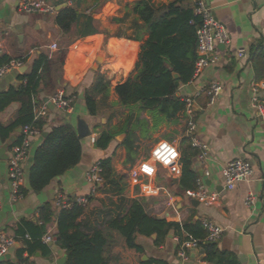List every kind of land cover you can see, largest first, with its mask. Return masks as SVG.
<instances>
[{
  "label": "crops",
  "instance_id": "obj_1",
  "mask_svg": "<svg viewBox=\"0 0 264 264\" xmlns=\"http://www.w3.org/2000/svg\"><path fill=\"white\" fill-rule=\"evenodd\" d=\"M21 1L0 0L3 55L9 59H24L20 69L8 73L0 80V93L6 92L10 87H17L20 84L19 76L28 72L32 62L42 53L48 54L52 61V81L47 86L42 85L37 92L36 104H45L48 108L44 118L45 125L43 132L29 137L22 185L28 193L15 201L12 199L8 177V159L16 134L10 137L13 138L12 141L9 139L6 143L0 142V156L4 158L0 160V235L15 240L8 252L9 258L0 259V264L16 260L15 253L22 246V238L16 237L15 231L22 221L39 225V211L46 205H51L56 216L59 214L60 209L55 205L58 195L70 200L78 197L89 199L80 221L90 228L99 226L109 216L124 214L128 208L127 200H138L148 215L168 222L181 224L209 220L223 230L216 243L219 251L232 253L239 264H264V126L251 105L254 87L264 94V82L256 81L249 60L253 48L264 46V0H203L214 18L225 27L229 43L218 50L216 64L205 68L196 79L181 85L176 93L180 99L192 97L195 100L194 137L206 146V155L202 160L198 156L193 159L192 170L201 179L207 191L217 194V200L211 206L200 204L187 192L180 190V165L172 173L159 167L155 177L144 178L142 184L137 186L130 184L126 177L125 181H122V198L126 200L124 203L119 202L118 196L109 193L108 195L97 192L92 195L91 186L85 180V173L90 167L104 159L111 158L116 175L122 168L121 164L130 169L144 160L135 158L132 165L125 163L126 154L121 145L125 135L121 131L127 111L118 104L114 91L117 84L131 76L140 46L147 38L145 33H140V41L126 38L135 35L132 25L136 15L132 13V4L139 0H101L97 8L92 0H83L81 9L92 14L100 33L69 45L63 65L59 64L58 56L60 49L66 44L65 35L55 24V14L58 6H70V0H44L56 9L54 15L25 13L20 9ZM151 1L159 6L175 0ZM52 44L57 45L56 50L50 49ZM239 50L245 51V57H238ZM98 78L106 81L108 87L105 94L95 97L98 105L97 115L89 116L84 97L86 92L92 90ZM213 83H218L221 91L210 104L205 90ZM59 90L76 97L73 113L59 111L48 101ZM19 109V102L11 103L0 112V124L6 126L14 121ZM141 118L150 122V117L144 112L141 113ZM79 119L87 124L90 136L80 140L81 157L78 164L52 180L42 191H30L28 172L35 150L57 125L69 123L76 132ZM104 129L119 134L106 149L100 150L91 143L90 137L94 136L96 139ZM135 133L138 145L152 143L163 133H166L164 136L175 137L170 141L178 142L179 151L183 138L190 142L186 135L184 111L176 122H163L158 129L149 131L145 138H141L139 131ZM159 141L166 140L158 139L153 144ZM235 159L249 162L253 173L247 181L238 183L235 189L228 191L223 187L221 168ZM206 171L208 176L205 175ZM249 194L255 198L252 206L245 205ZM55 226L54 219V222L47 226L45 234H54ZM154 240L155 236L137 237V243L144 250L141 261L154 259L165 264H209L204 259L202 249L189 252L186 261L181 259L178 256L180 240L173 232H170L161 244L156 245ZM47 245L51 254L42 257L37 253L33 260L35 264H57L61 258L66 257L55 242Z\"/></svg>",
  "mask_w": 264,
  "mask_h": 264
},
{
  "label": "trees",
  "instance_id": "obj_2",
  "mask_svg": "<svg viewBox=\"0 0 264 264\" xmlns=\"http://www.w3.org/2000/svg\"><path fill=\"white\" fill-rule=\"evenodd\" d=\"M82 1L70 0V6H63L55 14V24L65 35L66 42L59 52L60 65H63L69 45L100 33L92 14L81 9ZM193 7L194 0H175L159 6L151 0H139L132 4V13L136 15L132 25L135 35L126 38L140 41V33H145L147 38L140 46L131 76L114 88L118 104L127 111L121 131L125 135L121 145L125 150L126 164L132 165L137 156L139 145L136 131H139L141 138H145L149 131L158 129L163 122H176L184 111L183 100L176 93L181 85L192 80L197 60L196 28L200 18L194 14ZM9 60L7 56H0V66ZM18 60L24 62L23 58ZM249 60L256 81L264 82V46L253 48ZM51 66L48 54H40L30 65L29 71L19 76L20 84L17 87L0 93V112L11 103H20L15 120L6 126L0 124L1 143L8 142L16 134L11 147L20 146L25 127L43 132L45 120L35 119L33 110L39 88L51 84ZM107 87L108 83L98 78L92 90L86 92L84 105L89 116L97 115L95 97L105 94ZM143 112L150 117V122L141 118ZM117 134L104 129L94 146L100 150L106 149ZM198 154L199 151L191 146L188 139L181 140L178 185L183 192L197 189L198 175L192 170V161ZM80 157L81 144L73 126L65 123L53 127L33 154L28 172L29 190L35 193L42 191L52 180L76 166ZM99 164L102 185L108 193L118 196L120 203H124L123 180L114 172L111 158ZM27 193V189H20L21 196ZM127 203L124 214L109 216L99 226L91 228L80 221L86 206L73 204L68 209L60 210L56 216L51 205H46L39 211V225L22 221L17 228L15 234L22 238V246L15 253L16 260L6 261L5 264H35L33 260L37 253L42 257L49 256L50 248L42 242V237L54 219L55 243L66 255L65 264H165L154 259L141 261L144 250L137 243V237L155 236L154 243L158 245L170 232L179 237L180 244L188 240L198 241V247L209 264H239L232 253L221 252L216 243L205 241L206 231L200 221L181 224L168 222L148 215L138 200H127Z\"/></svg>",
  "mask_w": 264,
  "mask_h": 264
},
{
  "label": "built area",
  "instance_id": "obj_3",
  "mask_svg": "<svg viewBox=\"0 0 264 264\" xmlns=\"http://www.w3.org/2000/svg\"><path fill=\"white\" fill-rule=\"evenodd\" d=\"M20 9L25 13L54 15L56 12V9L47 4L44 0H22L20 2ZM193 12L200 18V23L196 28L197 60L195 62V68L192 76V79L194 80L205 68L217 63L219 50L218 46L225 47L229 43V38L225 27L214 18L210 9L203 0H194ZM50 49L56 50L57 45L52 44ZM3 54L4 38L0 34V56ZM237 55L238 57H245L246 54L244 50H239ZM23 64L24 63L18 59H11L6 64L0 66V80L8 73L20 69ZM220 91L221 86L218 83L211 84L205 90V94L210 104H212L219 96ZM182 100L184 103V114L186 116V135L190 140L191 146L199 151L198 157L202 160L206 155V146L201 144L194 137L196 130L195 100L192 97H185ZM48 101L53 108L64 113L71 114L74 112L76 97L59 90L53 94ZM251 105L254 108L259 121L264 126V94L259 92L257 87H254L253 89ZM47 110L48 108L45 104L40 106L35 104L33 110L35 119L45 118ZM23 133L24 139L21 145L12 147L11 154L8 159V177L11 183L12 199L14 201L22 197L19 192L22 188L24 180L23 165L28 157L29 137L38 134V131L30 127H25L23 129ZM95 140L94 136L90 137L91 143H95ZM179 159L180 151L177 141H159L151 149L148 158L136 163L129 169L127 173L128 181L133 186L141 185L142 179L155 177L159 167L172 173L174 169L179 166ZM101 173L102 170L99 162L94 163L85 173V180L91 186L92 195L97 193L98 189L103 184ZM252 173V166L244 159H235L228 162L221 168L224 189L228 191L235 189L238 183L247 181L252 176ZM205 175H209L207 171L205 172ZM196 185L197 189L195 191H187V194L195 198V200L204 206L213 205L217 200V194L215 192L207 191L200 178L197 179ZM254 199V196L249 194L245 199V205L252 206L254 204ZM73 204L87 206L88 198L78 197L70 200L62 195H58L55 200V205L60 210L68 209ZM201 224L206 231L205 241L208 243H217L223 233L222 228L209 220H203ZM25 238H28V236H25ZM55 240L56 238L54 234H45L42 237V242L45 244H52ZM14 244V238L0 235V259L5 258ZM198 249V241H185L179 248L178 256L186 261L188 259L189 252Z\"/></svg>",
  "mask_w": 264,
  "mask_h": 264
},
{
  "label": "rangeland",
  "instance_id": "obj_4",
  "mask_svg": "<svg viewBox=\"0 0 264 264\" xmlns=\"http://www.w3.org/2000/svg\"><path fill=\"white\" fill-rule=\"evenodd\" d=\"M92 1H93V5H95L96 8L101 3V0H92ZM96 8H94V9H96ZM164 134H166V133H163V135H161V134L158 135L156 137V139H154V141L155 140H158V139L170 141V139H174L175 138L173 135L172 136H164ZM154 141L152 143H141V144H139V147L137 149V157L136 158L137 159L138 158H144V159L148 158L149 155H150V152H151V148L154 145L153 144ZM121 166H122V168L118 171V175L117 176L120 177V178H122L123 181H125V178L127 177V173L129 171V167L128 166H125L123 164H121ZM106 190H107V188L102 185V187L99 188L98 192H102L103 194H108V191H106ZM109 194L110 195H113L111 193H109Z\"/></svg>",
  "mask_w": 264,
  "mask_h": 264
},
{
  "label": "water",
  "instance_id": "obj_5",
  "mask_svg": "<svg viewBox=\"0 0 264 264\" xmlns=\"http://www.w3.org/2000/svg\"><path fill=\"white\" fill-rule=\"evenodd\" d=\"M63 6L64 5L58 6L57 10H59ZM222 48H224V46H218V49H222ZM175 77H177V76L175 75ZM81 98H82V96H81ZM76 135H77V138L79 140L85 139V138L90 136V131H89V128H88L87 124L81 119H79L78 122H77ZM10 140L12 141L13 138H11ZM2 159H4V158H2V156H0V160H2ZM31 161H32V158L30 159V162ZM5 258L8 259L9 255L7 254L5 256ZM65 261H66V257H63L57 262V264H65Z\"/></svg>",
  "mask_w": 264,
  "mask_h": 264
}]
</instances>
